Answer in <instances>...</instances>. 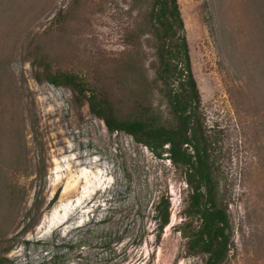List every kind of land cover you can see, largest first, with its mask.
I'll return each mask as SVG.
<instances>
[{
    "label": "rangeland",
    "instance_id": "obj_1",
    "mask_svg": "<svg viewBox=\"0 0 264 264\" xmlns=\"http://www.w3.org/2000/svg\"><path fill=\"white\" fill-rule=\"evenodd\" d=\"M87 1L88 6H81L73 0H50L48 10L20 32L17 52L8 58L23 99L30 166L19 177L27 199L7 236L11 249L6 256L12 264H204L203 255L186 251L180 232L191 194L185 168L125 132L111 133L84 98L69 87L39 82L35 68L24 60L34 34H46L57 66L81 73L94 70L90 57L100 41L108 51L123 50L131 0L104 5ZM179 3L204 125L219 140L221 195L229 203L233 226L225 264H264V0ZM251 73L257 81H251ZM152 100L168 111L158 92ZM26 113L36 116L45 144L42 177L36 175L38 149ZM82 169L103 185L67 222L47 228L45 218H56L55 208L61 205L62 210L76 198V192L65 195L63 190L67 178ZM161 195L171 203L163 231L154 216ZM194 223H200L198 218Z\"/></svg>",
    "mask_w": 264,
    "mask_h": 264
},
{
    "label": "trees",
    "instance_id": "obj_2",
    "mask_svg": "<svg viewBox=\"0 0 264 264\" xmlns=\"http://www.w3.org/2000/svg\"><path fill=\"white\" fill-rule=\"evenodd\" d=\"M82 1L73 0L81 6L89 5V1ZM98 1L104 5L111 0ZM49 4L50 0H0V264H12L6 256L11 249L7 236L27 199L26 187L19 177L27 175L30 166L23 99L8 69V58L17 52L20 32L37 21ZM129 4L131 22L123 37L126 46L111 52L100 41L90 57L95 62L94 70L81 73L57 66L45 33L34 34L24 60L35 68L39 82L69 87L78 98H84L92 114L102 119L111 133L125 132L157 156L166 152L176 166L185 168L191 194L187 220L180 232L186 239V251L203 255L204 264H225L231 252L233 226L229 203L221 195L219 140L204 125L179 0H131ZM250 77L251 81L258 80L254 73ZM157 92L168 111L154 106L152 95ZM27 117L31 118L38 149L36 175L42 177L45 144L36 116L29 113ZM59 194L58 190L53 199ZM38 204L37 196L35 207ZM170 207L169 197L161 195L154 215L160 231L170 222ZM196 218L198 225L194 223Z\"/></svg>",
    "mask_w": 264,
    "mask_h": 264
},
{
    "label": "bare ground",
    "instance_id": "obj_3",
    "mask_svg": "<svg viewBox=\"0 0 264 264\" xmlns=\"http://www.w3.org/2000/svg\"><path fill=\"white\" fill-rule=\"evenodd\" d=\"M101 185H103L101 180H99L98 183H95L89 178L86 169H82L78 174H72L69 176L67 178L63 193L67 195L76 192V198L73 201L71 200L69 205H66L65 207L63 206L64 208H62V210H59V208L62 207L61 205L56 207L53 213L56 218H45L43 224L46 225L47 228H52L55 225H62L67 222L68 219H70V214L74 210L81 208L86 200L91 196L92 192H94ZM57 213L58 215H56Z\"/></svg>",
    "mask_w": 264,
    "mask_h": 264
}]
</instances>
